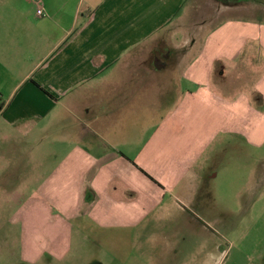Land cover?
Segmentation results:
<instances>
[{
  "label": "crops",
  "instance_id": "0c3cea01",
  "mask_svg": "<svg viewBox=\"0 0 264 264\" xmlns=\"http://www.w3.org/2000/svg\"><path fill=\"white\" fill-rule=\"evenodd\" d=\"M242 10L240 0H0V185L10 197L44 186L18 209L28 264L67 253L73 227L143 232L151 211L204 200L227 143L264 145V23ZM250 250L236 256L264 264ZM130 259L144 264L111 262Z\"/></svg>",
  "mask_w": 264,
  "mask_h": 264
},
{
  "label": "rangeland",
  "instance_id": "374dc122",
  "mask_svg": "<svg viewBox=\"0 0 264 264\" xmlns=\"http://www.w3.org/2000/svg\"><path fill=\"white\" fill-rule=\"evenodd\" d=\"M240 1L243 10L238 17L264 23V0ZM229 17L232 16L228 14ZM234 144L240 146V153H234ZM224 148L209 162L215 176L207 182L209 194L204 200L200 196L196 201L186 202L176 213L151 211L145 217L146 227L141 233L79 234L73 227L69 233V251L56 256L46 250V259L41 262L92 264L97 260L102 264H121L111 260L128 256L144 259V264H248L245 258L236 256L242 243L254 249L256 260H261L264 256V145L255 148L241 137ZM46 155L49 154H36V158L43 159ZM51 162L53 166L55 161ZM43 187L19 186L17 199L14 195L11 199L14 187L0 185V264H28L24 258L27 256L25 245L32 233L24 228L23 213L18 209L27 203L31 189L40 192ZM47 208L52 209L50 218L63 220L55 202H49ZM55 257L64 261H55ZM130 260L127 264H139Z\"/></svg>",
  "mask_w": 264,
  "mask_h": 264
},
{
  "label": "built area",
  "instance_id": "2783aa9c",
  "mask_svg": "<svg viewBox=\"0 0 264 264\" xmlns=\"http://www.w3.org/2000/svg\"><path fill=\"white\" fill-rule=\"evenodd\" d=\"M37 13H38L39 16H44L45 15V11H44V8H43L42 4L39 5Z\"/></svg>",
  "mask_w": 264,
  "mask_h": 264
}]
</instances>
